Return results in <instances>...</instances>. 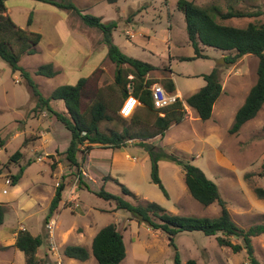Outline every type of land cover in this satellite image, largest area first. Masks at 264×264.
<instances>
[{
  "label": "rangeland",
  "instance_id": "obj_1",
  "mask_svg": "<svg viewBox=\"0 0 264 264\" xmlns=\"http://www.w3.org/2000/svg\"><path fill=\"white\" fill-rule=\"evenodd\" d=\"M64 1H72L84 13L101 16L104 21L117 22L114 43L126 54L156 65L158 69L150 74L152 78L171 76L172 69L184 104L190 94L205 85L202 75L219 67L223 91L212 116L201 119L185 104L183 120L150 141L157 149L200 167L218 185L232 218L240 227L248 229L264 223V200L254 191L264 186V106L238 134L229 132L237 110L257 80V56L246 55L228 65L222 60L227 52L202 46L205 57L183 59L195 52L189 41L185 14L178 8L179 0ZM212 1L196 0L204 4ZM236 1V6L243 10L264 12V0ZM217 2L226 9L234 1ZM20 3L15 7L10 4L16 23L40 32L43 38L35 53L22 54L20 69L15 72L0 57V202L6 207V218L0 226V264H27L25 254L14 245L20 229L45 236L41 255L48 264L58 261L99 264L92 253V241L109 223H115L124 234L127 255L120 264H175V250L168 244L166 233L139 222L129 210L116 209L115 202L100 197L96 191L104 188L134 204L154 201L186 216L217 218L221 210L219 203L205 206L196 200L187 188L183 169L170 160L159 163L161 178L170 194L166 197L152 182V159L147 150L131 140L121 149L95 146L85 154L78 152L81 178L90 189L80 183L79 170L66 157L70 131L38 101L22 69L29 71L44 97L96 69L99 84L108 93H112L110 89L120 93L114 81L115 64L107 56L102 32L85 24L75 10L35 0H20ZM249 19L227 22L245 25ZM261 19L264 21V13ZM46 63H53L59 73L53 77L37 75L35 70ZM91 102L92 99H86V103ZM61 104L62 100L50 103L59 112ZM140 120L139 127L154 131V112L147 109ZM111 125L104 123L103 127ZM18 131L20 135L14 136ZM18 150L22 151L21 157L11 161ZM21 168L23 173L14 186L12 175L19 174ZM61 182L65 184L63 198L52 217L56 228L49 234L45 218ZM122 184L133 195L123 194ZM231 241L243 243L235 236H231ZM175 243L183 264L190 259H195L196 264H250L245 249L234 252L231 247L220 245L216 235L202 231L180 232ZM253 243L260 263L264 264V234L254 237ZM53 244L57 246L55 252ZM69 244L87 247L90 258L80 261L65 256L64 248Z\"/></svg>",
  "mask_w": 264,
  "mask_h": 264
},
{
  "label": "trees",
  "instance_id": "obj_2",
  "mask_svg": "<svg viewBox=\"0 0 264 264\" xmlns=\"http://www.w3.org/2000/svg\"><path fill=\"white\" fill-rule=\"evenodd\" d=\"M7 1L0 0V57L7 61L15 72L20 69L19 62L22 54L35 53L43 35L19 26L6 13ZM35 1L63 9H73L85 24L98 28L103 34L102 42L107 46V56L115 64L114 81L121 94L113 89H110L112 93H108L105 87L99 84V74L96 69L88 76L80 77L76 83L63 84L49 96L44 97L30 77L29 71L21 68L38 101L44 104L57 117L59 123L70 131L71 140L66 149V157L70 165L79 170L80 183H84L89 188V185L81 178L82 165L77 157L78 152L85 154L95 146L121 149L129 140H132L147 150L152 159V182L166 197H170V194L160 175L159 163L162 160L173 161L183 169L188 190L201 204L208 206L218 202L221 207L219 216L211 218L180 215L154 201L134 204L123 196L111 193L104 188L96 191L97 195L115 202L116 209L129 210L139 222H144L155 231L166 233L168 244L175 250V264H183L175 243V236L183 231H202L206 235H216L220 245L231 247L234 252L245 249L250 264H261L255 253L253 238L264 234V223L254 224L248 229L240 227L232 218L218 185L209 179L200 167L184 161L174 153L157 149L150 141L156 135H164L173 123L183 120L186 112L185 104L192 107L201 119H209L212 116L214 105L223 91L219 67L202 75L206 81L205 85L189 95L185 104L183 100H178L172 105L156 109L152 86L159 83L167 91L176 93L175 81L171 76H164L161 79L152 78L150 74L158 69L156 65L126 54L114 43L117 22L104 21L101 16L84 13V9L72 1ZM108 1L116 3L117 0ZM233 1L224 9L217 0L209 4L199 3L196 0H179L178 8L185 14L189 41L195 52L190 57H182L183 59L205 57L202 46H211L227 52L224 58L228 65L235 64L246 55H255L258 58L257 80L247 94L245 102L237 110L234 122L229 129L230 133L238 134L243 125L255 118L264 106V21L261 19L264 12L243 10L236 6V0ZM244 18H250L245 25L227 22L229 19L242 21ZM31 24L30 17L28 25L31 26ZM169 71L172 72V69ZM35 73L53 77L59 73V70L55 69L53 63H46L41 64ZM131 75L132 78H130ZM130 84L133 87L131 94L155 113L153 132L139 127L141 121L135 116L128 120L120 114V109L130 94ZM87 98L92 99V102L86 103ZM54 100L63 101L65 106L63 113L51 107L50 103ZM161 112L164 115H161ZM104 123H112V125L103 127ZM21 155L22 151H16L11 156V161H18ZM23 170L21 168L19 174L12 175V185L19 183ZM64 189L65 184L59 183L45 218L46 223L52 219L59 208ZM122 191L125 195H133V192L124 184H122ZM254 191L258 198L264 200V186H258ZM5 218L6 207L3 202H0V226ZM231 236L241 238L243 243L232 242ZM45 242V236L42 234L34 235L27 229H20L14 245L25 254L27 264H48L41 255ZM92 253L99 264H120L124 260L127 255L124 234L115 223L103 226L95 234L92 241ZM64 255L86 261L90 258V251L83 245L69 244L64 248ZM185 264H196V260L190 259Z\"/></svg>",
  "mask_w": 264,
  "mask_h": 264
},
{
  "label": "built area",
  "instance_id": "obj_3",
  "mask_svg": "<svg viewBox=\"0 0 264 264\" xmlns=\"http://www.w3.org/2000/svg\"><path fill=\"white\" fill-rule=\"evenodd\" d=\"M133 76L131 75L130 78ZM129 90L130 94L124 101L121 109H120V114L123 117H130L136 107L140 104V100L131 94L133 87L132 84L129 85ZM152 96H153V102H154V107L156 109H162L164 107H167L169 105H172L176 103L178 100H180V95L176 93H171L167 91L161 84L155 83L152 88ZM163 115V113H161ZM85 173V172H84ZM47 227L49 228V234L53 233L55 228H56V220L52 219L47 223ZM57 250V246L54 244L52 245V251L55 252ZM58 264H63L61 261H58Z\"/></svg>",
  "mask_w": 264,
  "mask_h": 264
},
{
  "label": "crops",
  "instance_id": "obj_4",
  "mask_svg": "<svg viewBox=\"0 0 264 264\" xmlns=\"http://www.w3.org/2000/svg\"><path fill=\"white\" fill-rule=\"evenodd\" d=\"M22 2V1H21ZM38 2V1H37ZM12 3V7H15V5H19V4H21L20 3V0L19 1H17V0H8L7 1V13L13 18V20L15 21V22H17V20H16V18H15V16H13V14H12V10H11V8H10V4ZM43 3V2H42ZM40 7V6H39ZM19 25V24H18ZM22 27V26H21ZM128 32H132V31H128ZM134 33V32H133ZM173 71L172 72H170V75H171V77L173 78V80L175 81V78H174V76H173ZM206 83V82H205ZM175 84H176V94H178V95H181L182 96V94H181V90L179 89V87L177 86V83H176V81H175ZM204 86V85H203ZM197 91V90H196ZM195 91V92H196ZM194 93V92H193ZM191 95V94H190ZM187 106V105H186ZM64 109H65V106H64V103L63 104H61V108H60V111L61 112H63L64 111ZM148 108L140 101V104L136 107V109H135V111H134V113L130 116V117H125L126 119H128V120H130L131 118H133L134 116L137 118V119H139V121H142V120H140L141 119V117H142V114L147 110ZM63 110V111H62ZM161 113H163V112H161ZM160 113V114H161ZM163 115H164V113H163ZM20 135V132L18 131V132H16L15 134H14V136H19ZM132 141V140H131ZM1 149L2 148H0V151H1ZM72 259V258H71Z\"/></svg>",
  "mask_w": 264,
  "mask_h": 264
},
{
  "label": "water",
  "instance_id": "obj_5",
  "mask_svg": "<svg viewBox=\"0 0 264 264\" xmlns=\"http://www.w3.org/2000/svg\"><path fill=\"white\" fill-rule=\"evenodd\" d=\"M223 61H225L224 57L222 58Z\"/></svg>",
  "mask_w": 264,
  "mask_h": 264
}]
</instances>
